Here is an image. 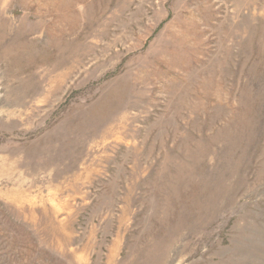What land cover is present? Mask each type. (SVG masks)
<instances>
[{"label": "rangeland", "instance_id": "rangeland-1", "mask_svg": "<svg viewBox=\"0 0 264 264\" xmlns=\"http://www.w3.org/2000/svg\"><path fill=\"white\" fill-rule=\"evenodd\" d=\"M0 264H264V0H0Z\"/></svg>", "mask_w": 264, "mask_h": 264}]
</instances>
